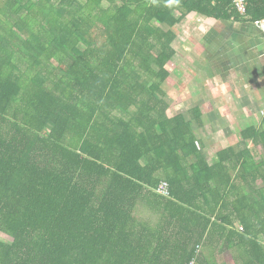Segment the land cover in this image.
<instances>
[{"label": "trees", "instance_id": "trees-1", "mask_svg": "<svg viewBox=\"0 0 264 264\" xmlns=\"http://www.w3.org/2000/svg\"><path fill=\"white\" fill-rule=\"evenodd\" d=\"M192 13L264 0H0V264H264V120L211 160L170 114Z\"/></svg>", "mask_w": 264, "mask_h": 264}, {"label": "crops", "instance_id": "crops-1", "mask_svg": "<svg viewBox=\"0 0 264 264\" xmlns=\"http://www.w3.org/2000/svg\"><path fill=\"white\" fill-rule=\"evenodd\" d=\"M175 32L178 37L174 59L187 56L188 82L193 86L189 92H193L191 98L195 96L201 102L193 107L261 109L264 21L218 20L192 13L175 27Z\"/></svg>", "mask_w": 264, "mask_h": 264}, {"label": "rangeland", "instance_id": "rangeland-1", "mask_svg": "<svg viewBox=\"0 0 264 264\" xmlns=\"http://www.w3.org/2000/svg\"><path fill=\"white\" fill-rule=\"evenodd\" d=\"M182 51L187 53L186 47H183ZM169 68L171 76L165 84V90L168 94L166 99L171 105L170 114L183 112L187 117H190L189 110L194 105H201V102L197 101L195 96L191 98L193 92H189L193 89V86L188 82L187 56L185 55L181 59H173ZM202 111L205 125L202 128H197V133L204 139L211 160L214 159L216 151L238 141L240 130L246 121L252 119L253 123H259V121L264 120V105L261 106V109H232L229 106H219V108L213 109L203 108ZM259 152L260 150H258ZM0 238L8 241L12 240L10 236L2 232H0Z\"/></svg>", "mask_w": 264, "mask_h": 264}, {"label": "built area", "instance_id": "built-area-1", "mask_svg": "<svg viewBox=\"0 0 264 264\" xmlns=\"http://www.w3.org/2000/svg\"><path fill=\"white\" fill-rule=\"evenodd\" d=\"M231 1L235 5V7L239 11V13H241V14L246 13V11H247V0H231ZM168 188H169L168 184L163 183L162 185H160L159 190H157V192L160 195L168 196L169 195ZM193 263L194 262H192L191 264H193Z\"/></svg>", "mask_w": 264, "mask_h": 264}]
</instances>
